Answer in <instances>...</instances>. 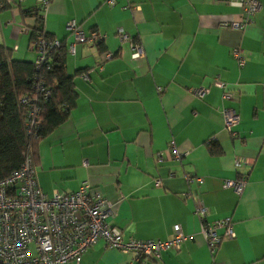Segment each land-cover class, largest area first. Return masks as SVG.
I'll return each instance as SVG.
<instances>
[{
  "label": "crops",
  "instance_id": "0c3cea01",
  "mask_svg": "<svg viewBox=\"0 0 264 264\" xmlns=\"http://www.w3.org/2000/svg\"><path fill=\"white\" fill-rule=\"evenodd\" d=\"M258 1L251 19L235 28L220 24L243 13L227 0H0V45L13 59L34 58L30 31L37 17L65 45L72 40L69 18L84 32L104 33L98 42L77 41L65 51L74 102L35 142L36 174L45 193L89 182L90 191L112 201L108 221L123 239L171 237L174 224L187 235L179 248L138 264H264V0ZM117 27L129 38L120 40ZM136 42L143 55L132 57ZM235 45L242 65L231 54ZM105 49L115 55L100 61ZM215 78L232 97L221 96ZM198 85L206 86L202 96L192 91ZM226 105L238 113L228 127ZM169 142L186 154L172 157ZM246 158L249 164L240 162ZM185 171L202 176L190 185L207 218L230 216L234 235L222 237L212 253L191 200L182 195ZM240 174L246 176L240 193L223 185ZM124 259L130 254L98 239L78 263L66 264Z\"/></svg>",
  "mask_w": 264,
  "mask_h": 264
},
{
  "label": "built area",
  "instance_id": "2783aa9c",
  "mask_svg": "<svg viewBox=\"0 0 264 264\" xmlns=\"http://www.w3.org/2000/svg\"><path fill=\"white\" fill-rule=\"evenodd\" d=\"M5 1L19 3L20 0ZM227 1L239 5L243 13L234 19L222 20L220 24L235 28L244 27L259 5L258 0ZM20 8L22 11L30 10V7L24 5H20ZM66 25L72 36V40L64 44V50L68 52L73 51L74 42H98L104 36V33L94 29L84 32L73 18L66 20ZM116 33L120 40L129 38V34L121 27L116 28ZM61 42L62 40L54 36L50 37L43 28L30 36V46L35 52L30 88L16 95V106L25 138L22 157L18 166L0 176V264L78 263L82 254L98 239H102L106 247L130 254V259H124L119 264H138L142 258L157 260L161 251L179 248L186 238L187 235L181 231L178 224L173 225L171 237L164 239H123L120 229L108 221L113 210L112 201L98 190L90 191L89 182L86 180L81 181L73 190L52 188L50 193H45L38 184L31 139L36 134L41 120L40 101L51 91L44 82L41 68L47 65L51 53L61 47ZM231 54L238 65L244 63L245 59L238 45L232 46ZM113 55L114 51L105 49L100 61ZM130 55H143L139 42L133 43ZM80 74L84 78L87 77L85 72ZM213 84L221 88L222 97H232L224 81L215 78ZM205 90L206 86L203 85L192 88L196 96H202ZM222 116L223 124L228 127L238 118V113L232 106L226 105L222 107ZM166 148L174 158H181L186 154V150H179L172 142H169ZM162 156L161 152H157L158 159ZM240 162L249 164L250 159L246 158ZM184 178L188 188L182 195L191 200L192 213L199 220V232L208 251L212 253L222 237L234 235L230 216L207 218V206L190 185L192 182L200 183L202 176L185 171ZM153 180L154 183L160 182L158 177ZM245 182V174H240L225 179L223 185L231 186L240 193Z\"/></svg>",
  "mask_w": 264,
  "mask_h": 264
},
{
  "label": "trees",
  "instance_id": "16d2710c",
  "mask_svg": "<svg viewBox=\"0 0 264 264\" xmlns=\"http://www.w3.org/2000/svg\"><path fill=\"white\" fill-rule=\"evenodd\" d=\"M41 23V18L37 17L30 36L42 29ZM32 71V60L10 58L7 50L0 45V176L7 174L21 161L25 138L16 106V95L30 88ZM41 75L51 91L39 104L41 120L31 139L33 153L34 144L40 135L61 121L74 102L72 76L65 70L63 41L61 47L51 53L47 65L41 68ZM209 148L217 150L213 144Z\"/></svg>",
  "mask_w": 264,
  "mask_h": 264
},
{
  "label": "rangeland",
  "instance_id": "374dc122",
  "mask_svg": "<svg viewBox=\"0 0 264 264\" xmlns=\"http://www.w3.org/2000/svg\"><path fill=\"white\" fill-rule=\"evenodd\" d=\"M31 252L33 253V248H32V246H31Z\"/></svg>",
  "mask_w": 264,
  "mask_h": 264
}]
</instances>
